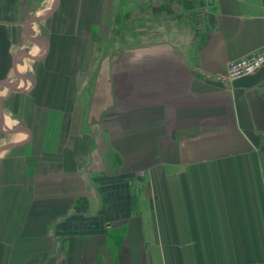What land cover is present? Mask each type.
<instances>
[{
	"label": "crops",
	"instance_id": "obj_1",
	"mask_svg": "<svg viewBox=\"0 0 264 264\" xmlns=\"http://www.w3.org/2000/svg\"><path fill=\"white\" fill-rule=\"evenodd\" d=\"M112 3L0 0V264H264V0L106 50Z\"/></svg>",
	"mask_w": 264,
	"mask_h": 264
},
{
	"label": "rangeland",
	"instance_id": "obj_2",
	"mask_svg": "<svg viewBox=\"0 0 264 264\" xmlns=\"http://www.w3.org/2000/svg\"><path fill=\"white\" fill-rule=\"evenodd\" d=\"M173 1L175 0H114L112 4L116 6L115 18H120L121 24L119 26H125V29L117 34V31L112 29L113 25L111 26V29L106 33L108 41L106 50L109 48L117 50V48L124 46L130 47L139 44V34L137 33L136 36V31H140V28L138 29L140 26H149L147 30H143L146 34L144 33L140 36L142 41L158 40L167 36L168 30L173 31V29L176 30L182 27L184 29L185 27L179 24V20H181L180 17L183 14H187L189 11H185L184 9L172 12L170 7ZM194 1L197 2L198 0ZM174 7L175 9H181L179 8L181 6L178 4H175ZM197 7L193 10V15L196 18L200 13L205 11V8ZM140 21L146 23L138 24ZM41 36L43 37V35Z\"/></svg>",
	"mask_w": 264,
	"mask_h": 264
},
{
	"label": "built area",
	"instance_id": "obj_3",
	"mask_svg": "<svg viewBox=\"0 0 264 264\" xmlns=\"http://www.w3.org/2000/svg\"><path fill=\"white\" fill-rule=\"evenodd\" d=\"M262 65H264V46L246 56L231 60L228 65L227 77L230 80L242 78L255 73Z\"/></svg>",
	"mask_w": 264,
	"mask_h": 264
}]
</instances>
